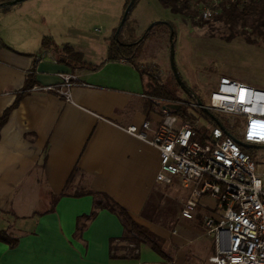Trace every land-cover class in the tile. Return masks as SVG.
Returning <instances> with one entry per match:
<instances>
[{
	"label": "crops",
	"instance_id": "crops-1",
	"mask_svg": "<svg viewBox=\"0 0 264 264\" xmlns=\"http://www.w3.org/2000/svg\"><path fill=\"white\" fill-rule=\"evenodd\" d=\"M48 2L29 0L9 12L0 9V118L25 93L34 70L33 87L0 130V230L18 239L14 248L0 242V264H187L188 254L180 249L167 263L148 244L140 247L137 261L112 260L110 241L121 238L124 228L108 210L99 211L79 233V219L94 209L92 196L62 197L52 209L53 197L63 193L75 169L71 192L85 187L104 193L165 243L189 245L194 259L209 258L215 248L208 241L186 240L153 220L164 185L157 182L160 154L126 131L146 120L156 126L160 119L158 110L145 111L139 71L124 60L108 61V43L100 57L80 50L87 64L100 66L95 71L72 70L43 50L42 39L53 35L47 27ZM91 45L101 49L97 41ZM70 73L81 84L68 96L34 90L56 87L60 75ZM188 197L189 191L185 201ZM198 217H182L181 229L204 236L199 223L205 226V221H195Z\"/></svg>",
	"mask_w": 264,
	"mask_h": 264
},
{
	"label": "built area",
	"instance_id": "built-area-1",
	"mask_svg": "<svg viewBox=\"0 0 264 264\" xmlns=\"http://www.w3.org/2000/svg\"><path fill=\"white\" fill-rule=\"evenodd\" d=\"M258 1L208 0L198 4V19L216 22L230 6ZM60 77V85L34 90L68 96L81 84L74 74ZM185 95L176 100L144 95L157 105L160 119L156 126L146 120L126 131L159 151L158 183L189 191L183 218L194 219L206 198L216 203L204 219L215 246L211 264H264V165L237 143L264 146V90L224 75L208 94Z\"/></svg>",
	"mask_w": 264,
	"mask_h": 264
},
{
	"label": "rangeland",
	"instance_id": "rangeland-1",
	"mask_svg": "<svg viewBox=\"0 0 264 264\" xmlns=\"http://www.w3.org/2000/svg\"><path fill=\"white\" fill-rule=\"evenodd\" d=\"M24 2L11 6V9H16ZM126 2L127 0H49L47 10L52 19L47 27L53 35L46 37L51 38L59 48L69 45L81 54L80 50H86L87 53L94 52L96 57H100L104 54V44L109 42L120 26ZM198 4L192 1V9L198 11ZM155 22H171L174 25L177 33L175 61L183 81L190 89L208 94L216 87L218 78L225 75L264 90V41L252 33L250 26L245 27L242 22L237 23L234 28H229L220 21L204 23L198 17L177 16L158 0H138L129 17V23L136 27V37H142ZM91 41L99 42L101 49L92 47ZM142 53L138 61L141 66L161 73L163 80L171 79L170 43L165 26L161 25L153 30ZM83 57L86 62L84 54ZM178 96L187 97L182 91ZM221 119L228 125L226 117ZM253 156L254 160L264 165V147L257 148ZM84 182L82 179V184ZM187 194L188 190L178 185H163L155 207V225L170 232L177 231L186 240L204 239L215 248L214 240L206 238L207 228L204 224L199 223L204 236L181 229L182 223H185L181 210ZM215 208L216 203L212 199H204L196 210L199 217L195 221H203L210 209ZM125 245L124 242L116 243L119 248ZM149 248L151 249L150 245ZM164 248L171 256L177 254L179 249L187 253V264V261L190 264H211L209 258L214 254V251H210L209 254L212 255L209 258L200 254L199 259H194L191 246L180 247L170 240L164 244Z\"/></svg>",
	"mask_w": 264,
	"mask_h": 264
},
{
	"label": "trees",
	"instance_id": "trees-1",
	"mask_svg": "<svg viewBox=\"0 0 264 264\" xmlns=\"http://www.w3.org/2000/svg\"><path fill=\"white\" fill-rule=\"evenodd\" d=\"M14 0H0V5H5ZM131 0H127L125 4V10L128 7ZM162 6L170 9L171 12L177 16L182 15L185 17H198L199 11L192 9V1L197 3H206L208 0H158ZM136 0L134 9L137 5ZM4 12H9L11 6L0 7ZM133 9V10H134ZM198 12V13H197ZM132 13V12H131ZM122 27L118 36L116 32L108 42V61H119L124 60L134 66L140 73L143 81L145 82V95L148 97H159L165 99L176 100L179 93L182 91L179 84L177 83L173 73L170 80H163L158 76V73L151 70L149 67L141 66L139 59L143 55V48L146 41L151 37L153 30L158 26H165L167 28L169 43L171 46V37L176 42L177 33L174 25L171 22H159L152 29L148 30L142 37H136V27L129 23V17ZM202 22L200 19H198ZM229 28H234L239 22L243 25L250 26L252 33L259 39L264 41V0L252 3L246 7H238L236 5L230 6L225 9L223 14L217 19ZM41 48L43 50H51L54 52L61 62L67 65L72 70L78 68H89L91 70H97L100 66H92L84 61L83 54L75 51L71 46L65 45L62 48L56 46L51 38L44 37L42 39ZM34 72V70H33ZM30 73L27 83L25 86V93L18 95L15 103L11 108L7 109L4 115L0 118V130L7 122L9 114L16 108L23 97L27 94L34 85V74ZM192 93L195 90L190 89ZM183 92V91H182ZM158 110L157 105L151 100L146 99L145 111L148 115ZM257 148H243L250 157L254 159V152ZM78 173V169H75L71 175L67 187L59 197H53L52 209L56 202L62 197H75L80 198L84 196H92L94 198V209L89 216H83L78 221L79 233L84 230L86 223L93 220L101 210H108L115 214L123 228L124 233L121 238L111 239L110 241V253L111 259L115 261H128L134 262L139 259V250L143 244H148L151 248L159 254L167 263L173 261V257L164 248L165 241L158 235L152 232L149 228L137 223L126 209L117 204L111 197L104 193L95 192L85 187H79L74 192H71L72 182ZM0 242L6 243L11 247H15L18 243V239L10 234L8 230H0ZM124 242V247H117L116 243ZM122 252V254H119Z\"/></svg>",
	"mask_w": 264,
	"mask_h": 264
},
{
	"label": "water",
	"instance_id": "water-1",
	"mask_svg": "<svg viewBox=\"0 0 264 264\" xmlns=\"http://www.w3.org/2000/svg\"><path fill=\"white\" fill-rule=\"evenodd\" d=\"M24 1H27V0H14L12 2H9L5 5H0V7H4V6H13V5H16V4H19V3H22ZM135 3H136V0H131L128 7L126 8L125 12H124V15L122 17V21L120 23V26L118 27L117 29V32H116V36L119 35L122 27L124 26L125 22L127 21L128 19V15L133 11L134 9V6H135ZM159 22H155L154 24L151 25V27L149 28L152 29L156 24H158ZM171 46H170V63H171V70H172V73L177 81V83L179 84L181 90L187 94V95H192L193 93L191 92L190 88L186 85V83L183 81L179 71H178V68H177V65H176V61H175V55H176V49H175V42L173 41V38L171 37ZM238 144H240L243 148H247V149H250V148H260V147H264V146H255V145H250V144H244V143H241L239 141H237Z\"/></svg>",
	"mask_w": 264,
	"mask_h": 264
}]
</instances>
